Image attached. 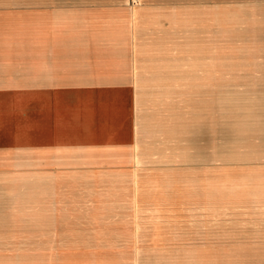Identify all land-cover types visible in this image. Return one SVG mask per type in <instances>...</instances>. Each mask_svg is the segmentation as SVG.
Masks as SVG:
<instances>
[{
	"label": "crops",
	"instance_id": "1",
	"mask_svg": "<svg viewBox=\"0 0 264 264\" xmlns=\"http://www.w3.org/2000/svg\"><path fill=\"white\" fill-rule=\"evenodd\" d=\"M187 1L194 3L208 0ZM212 2L222 6L234 5V9L242 13L235 14L234 20L238 25L235 26L233 37L220 32L208 37L211 42L208 57L204 38L205 32L208 33V26L206 29L205 23H217L220 18L219 24L224 23L225 26L226 20H221L225 15L218 11L213 12L211 19L207 21L205 6L194 10L196 17H204V32L202 36L197 33V38L204 40V43H189L192 72L185 79L186 90L192 94L191 109L197 106V111L201 110L198 109L201 104L208 105V100L205 99L211 100L216 92L219 112L225 115L227 111L223 106H226V99H233L230 102L237 103L234 94L224 95L227 92L233 90L240 97H264V88L253 85L257 83L264 86V0ZM174 4L176 1L172 0H0V177L41 178L38 181L41 183L37 184L38 190L41 186L48 187V183L50 188L46 216L38 219H16V225L11 232L0 234V264H147L146 248L168 247L172 246V242L184 241L174 239L171 235L156 238L152 235H132L129 232H105L97 228L100 223L103 224L99 222V218L111 217L118 220L130 215L129 167L134 166L130 156L123 154L122 157L114 159L113 164L100 165L85 164L59 154L51 155L50 151L51 144L59 145V137H50V98L61 100L78 92L85 96L90 92L99 103L103 97H123L124 104L118 107L125 108L129 114L127 120L131 119L133 124L134 109L132 117L130 115L132 97L135 98L139 92L145 91L160 94L176 90V83L179 81L176 74L130 73V66L167 67L177 64V30L169 19L176 17V11L169 12L158 8L160 18L157 20L149 12L152 7L167 8ZM188 11V17L192 19L191 6H188ZM248 17L253 19L252 26L248 25ZM155 22L157 25L153 24ZM192 26L191 35L194 39V22ZM227 41L234 42V46L226 44ZM228 57L233 58L232 62L227 60ZM208 59L211 62L208 63ZM231 64L236 70L241 66L244 72L230 73L228 66ZM68 66H90V69L87 73L78 75ZM105 67L109 73L103 72ZM228 82L239 84H231L229 87L223 84ZM196 89L203 92L202 95L196 96ZM116 98L105 101L107 104H116ZM196 99L199 100L196 102ZM205 110L203 108L201 112L206 113L208 109ZM210 113L206 117L193 114L191 124L188 125V128L193 125V129L190 133L192 140H187L202 148L206 156L210 154L211 141L225 147V141L230 136L227 127L232 122L226 121L224 124L225 121L222 122L217 116L210 121ZM201 118L203 121L200 130L193 122L200 123ZM128 125L125 124V128L122 122V126H117L119 130L114 126L108 128L110 137L119 139L116 142L123 145V150L128 151L127 155L131 150L133 129V126ZM211 128L220 130L216 132L213 140ZM256 128L259 129L258 125ZM100 130L101 128H96V131ZM189 154L195 156L194 150L190 149ZM257 155L253 154L247 160H264L256 158ZM260 161L258 164L262 163ZM55 164L59 166L51 167ZM156 164L159 163L151 165L156 167ZM209 165V161L198 160H193L190 164L192 168H206ZM228 165H231L230 162ZM232 165L239 166L241 163L235 162ZM188 166L189 163L186 164L187 168ZM116 173H122L125 177L126 190L118 187L119 180L114 177ZM64 175H71V181L63 178ZM103 180L107 188H113V201L108 205L100 203L103 199L98 187ZM90 181L97 187L94 188ZM74 182L84 184L81 195L64 193L63 186L58 187L59 184L68 186ZM89 186L94 189L91 200L87 203ZM17 194L22 199L21 193ZM249 196L247 194L246 198H251ZM79 198L87 199L82 205L78 202ZM20 199L14 202V206H18ZM125 199L126 206L123 208L126 211L120 214L117 203ZM251 199L254 200V207H264V190L260 192L261 203L257 204L254 198ZM31 200H35L34 195ZM71 201L74 202L73 205H70ZM0 203V210L5 209L6 202ZM56 206L59 216L56 214L55 217ZM212 208L218 215H208L207 220L216 219L219 221L218 225H238L235 220L230 223L226 217H221V205L205 204L208 213ZM14 210L19 213L17 208ZM52 218H59L61 232H52L53 225H57ZM96 218L97 221L94 220ZM71 219L79 221L78 224L95 226V232L83 233L65 228L76 224L74 221L70 222ZM120 223L118 221L112 224L121 225ZM205 225H210V222ZM207 241L212 243L209 245L211 249L228 250L234 255L241 254L240 261H236L235 257L233 264H264V235L234 232L228 235H209ZM260 255L261 258L257 257Z\"/></svg>",
	"mask_w": 264,
	"mask_h": 264
},
{
	"label": "rangeland",
	"instance_id": "2",
	"mask_svg": "<svg viewBox=\"0 0 264 264\" xmlns=\"http://www.w3.org/2000/svg\"><path fill=\"white\" fill-rule=\"evenodd\" d=\"M172 1H176V4L171 7H152L149 10L163 8L169 12H183L188 9V6H191V21L195 25L197 13L194 10L200 6L206 7L205 15L207 21L211 19V13L213 12L218 11L225 15L221 18L223 22L227 20L225 26L224 23L219 24L220 18L217 23L208 22L209 25L208 23L206 24V29L208 26V36L205 32L204 38L206 39L205 52L208 57H210L211 42L208 38L210 35L213 36L215 32H220V34L225 36L233 37V34H235V26L238 23H235L234 17L236 12H242L235 10L234 5L222 6L217 3L214 4L212 0L194 3L187 0ZM215 7L222 10H216ZM169 19L174 24L175 19ZM252 21L253 19L248 17V25L252 26ZM195 40L192 39V45L196 44ZM226 44L234 46V42L230 43V41H227ZM180 59L178 57L177 64L174 65V74L177 75L179 80L176 83V90L160 92V94H154L152 93L153 91L139 92L135 98L132 97L130 99L132 100V104L130 103L131 117L132 109L135 110V113L133 112L135 117L134 122L132 121L133 124H131V119L128 118L127 120L129 114L126 113L125 108L118 107L124 101L123 97H103L100 98L103 101H100L101 103H97L96 100L98 99L92 97L89 94L90 92H87L86 96L80 95L81 93L78 92L61 100L60 98H50V137H59L60 145L58 147L51 144V155L59 154L70 157V159L74 158L73 160H78L85 164L98 163L100 165L113 164L115 162L114 159L122 157L123 154H126L127 157L130 156V160L132 159L131 163L134 164L133 167H129L131 170L130 215L118 220L111 217L99 218V222H103V224L100 223L97 228L101 231L112 233L129 232L132 235H152L156 238L162 235H171L174 239H184L182 242H172V246L168 247L146 248L147 264H233L235 257L236 261H240L241 254L234 255L228 250L211 249L209 245L212 243L207 241V237L218 234L228 235L234 232L264 235V207H254V200L252 201L251 199L254 198L257 204L261 203L260 192L264 190V160H259L262 162L261 164H258L259 161L247 160L253 154H258L256 158L264 159V97H251V95L240 97L233 90L227 92L224 95L234 94L237 103H231L229 98H227L226 106H223L227 113L223 115V113L219 112V104L215 92L211 100L209 98L205 99L208 100V105L203 106L201 104L198 107L201 110L203 108L208 109L206 113H202L201 110L197 111V106L191 109L193 98L192 94L186 90L187 83L185 80L188 75L185 72L181 73V69H185L187 63L183 62V59H181V63ZM227 60L232 62L233 58L228 57ZM209 62L211 61L208 59ZM140 66H130V73L141 74L139 73ZM68 67H71L70 69H72L73 73L78 75L87 73L90 69V66ZM228 67L230 73L244 72V68L242 71L241 66H239L238 70L233 64ZM105 71L107 73L110 72L106 67L103 69V72ZM212 84L208 83V85ZM223 84H227L229 87L231 84L238 85L239 83L228 82ZM240 84L245 85L248 83ZM253 85L264 88V86L257 85V83H253ZM197 90L195 95H202L203 92ZM208 94L210 93L208 92ZM108 98H111V101L114 98L118 100L116 104H107L105 100H108ZM197 100L199 99H196V102ZM122 104L124 103L122 102ZM124 112L126 113L125 116H123ZM209 112H211L210 121L212 117L217 116L222 119V122L223 120L225 121L223 122L224 124L226 121L227 123L232 122L227 127V132L230 136L228 139L225 138V147L221 146V144H216L215 141H211L210 154L206 156L202 148L195 146L187 139H191L190 133H192L193 125L189 128L188 125L189 123L191 124L193 114H196V116L200 114L199 116L206 117ZM186 114H188V117H186ZM123 117H125L124 121L122 120ZM186 118L188 122H186ZM256 118L258 121H255ZM199 120H201L200 123H194V121L193 124L196 127L199 126L201 130L203 119ZM122 122L124 127L125 124H129V127L133 126L131 130L132 145H130L131 150H129L128 155V151L123 150V145L116 142L119 139L115 136L112 139L111 135H109L110 130L108 128L114 126L116 130H119L117 126H122ZM256 125H258L259 129L256 128ZM97 127L101 128L100 132L96 131ZM219 131L217 128L210 129L211 140H213L216 132L218 133ZM138 134H142L141 136H143L144 140ZM199 134H201V131ZM61 143H63V146ZM190 149L194 150L195 156L189 154ZM96 152L98 153L96 154ZM193 160L209 161L210 165L206 168L202 166L192 168L190 164ZM228 162L231 165H228ZM235 162H240L241 165L233 166L232 163ZM154 163L159 164L153 167L151 164ZM187 163H189L188 168L186 167ZM250 163L253 164L250 165ZM53 166L59 165L55 164L51 167ZM50 172L58 173L57 171ZM64 176H68V181L71 180L69 177L71 175ZM114 177L119 180L118 187L126 190L123 174L116 173ZM22 179L37 181L36 185H32L36 187L38 183H41L38 182L41 178L0 177V195H2V185L7 183L11 186L9 201L6 203L5 209H3L7 211V215L0 219V234L11 232L16 225V219L26 218L20 213V201L17 207L14 206V202L20 199L17 193L21 190L26 191L25 187H27L26 184L28 183ZM89 183L94 184L91 181ZM60 186H63L62 190L64 193L81 195L84 184L74 182L68 186L64 183L63 185L59 184L58 187ZM94 186V188L97 187L95 184ZM98 188L103 199V201L100 200V203L111 204L114 194L111 191L113 188H107L104 180ZM35 189L38 190V188ZM88 194H86L88 199H82L84 201L87 199V203L91 200V195L90 193ZM247 194L251 198H246ZM120 201L125 207L126 199ZM30 204L33 206L32 202ZM73 204L74 202L71 201L70 205ZM205 204L221 205V217H226V220H229L230 223L235 220L238 225L235 227L232 223L230 226L218 225L219 221L216 219L207 220L206 217L208 215L210 217L217 216L218 213L213 208L208 213L205 209ZM123 207L120 214L126 211ZM14 208H17L19 213ZM58 213L56 206L55 217ZM109 213L111 214V212ZM29 218L32 219L31 217ZM52 220L57 223V225H53L52 232H61L62 227L59 225V218H52ZM94 220L97 221V218ZM73 221L71 219L70 222L76 223L75 225L72 227L64 225L65 228L76 229L78 232L83 233L95 232V226H92L93 231L92 227L78 224L79 221L76 220ZM118 221L121 222V225H113ZM70 222L66 221V223ZM206 222H210V225H205ZM189 239L192 241L189 242ZM136 249L142 250L144 248ZM257 257L261 258V255Z\"/></svg>",
	"mask_w": 264,
	"mask_h": 264
},
{
	"label": "bare ground",
	"instance_id": "3",
	"mask_svg": "<svg viewBox=\"0 0 264 264\" xmlns=\"http://www.w3.org/2000/svg\"><path fill=\"white\" fill-rule=\"evenodd\" d=\"M149 12L151 13L152 17L155 18V20L160 18V16L158 15L159 14L158 10H149ZM188 13H189L188 9L183 11V12L182 11L181 12L176 11V13H175L176 17L174 18L175 19L174 24H175V27L177 30V53H178V57L183 59V62L187 63L186 67L184 66L185 69H183V68L181 69V73L185 72V74H189L190 72H192V67H191V65H189V60L191 57H190V54H188V49H189V43L192 41V38H193L191 35L193 26L191 23V18L188 17ZM198 20H200V22H198ZM204 22L205 21H204L203 16H201L200 18H199V16H197L196 25H195V34L196 35H194L195 36L194 39H196L195 40L196 45L204 43V40L197 38V33L202 36V33L204 32V27H203ZM153 24L157 25V22H155ZM205 25H206V23H205ZM205 44H206V40H205ZM187 58H188V60H187ZM181 59H180V62H181ZM196 59H199V58L196 56ZM187 65H189V66H187ZM197 67L198 66L196 65L195 69H197ZM174 68H175L174 65L167 66V67L166 66H158V65H141L140 69H139V71H140L139 73H141V74H152V73L153 74H160V73L174 74L175 73ZM196 72H197V70H196ZM232 100H230V101H232ZM122 105L123 104L121 102V106ZM66 114H65V116H66ZM186 117H188V114H186ZM186 122H188L187 118H186ZM52 127H53V125H52ZM61 144L63 146V143H61ZM58 147H56V148H58ZM102 147H104V146H102ZM97 153L98 152H96V154ZM105 154H106V152H105ZM63 178H67V180H69L68 176H63ZM22 180L23 181L25 180V182L28 183L29 185L26 184L27 187H25V189H26L25 192H24V190L20 191V193H21L20 195L22 198V199H20V205H21V212L20 213L22 215H24V217H26V218L31 217L32 219H38V218H42V217L46 216V211H47L46 206L48 204V197H49V183H48V187L41 186L40 190H35V189H33V187L37 188L35 186L37 181L31 180V179H22ZM30 182H32V184H30ZM66 182H68V181H66ZM33 184H35V185L32 186ZM2 187H3V190L1 191L2 195H0V202L4 201L7 203L9 201L8 197H9V195H11V186L6 183V184L2 185ZM88 191L89 192H87V195H89L88 193H90V195H92L91 192H93V189L89 188ZM33 195L35 196V200H31V197H33ZM37 197H39L41 200L37 199ZM112 201H113V199H112ZM30 202H32L33 206H31ZM78 202L80 204H84L85 201L80 199V200H78ZM117 206L119 207L118 210L121 213V210L123 207L122 201H119L117 203ZM6 215H7V211L1 209L0 210V219L4 218V216H6Z\"/></svg>",
	"mask_w": 264,
	"mask_h": 264
}]
</instances>
